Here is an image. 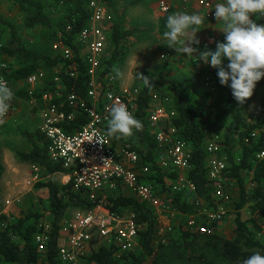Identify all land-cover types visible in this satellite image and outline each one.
<instances>
[{
	"label": "trees",
	"instance_id": "16d2710c",
	"mask_svg": "<svg viewBox=\"0 0 264 264\" xmlns=\"http://www.w3.org/2000/svg\"><path fill=\"white\" fill-rule=\"evenodd\" d=\"M24 15L25 24L33 28L44 26L53 28L52 20L46 11V5L40 0H11ZM54 5H61L66 9L64 17L58 23V30L52 35L53 42L63 40L74 52V60L77 67H73L72 61L65 60L61 55L55 57L43 55L36 51L13 44L2 46L0 44V57L10 56L19 60V67L9 66L8 69H0V75L5 74L10 85L17 81L25 80L28 75L38 69L53 70L62 67L61 80L63 90H58L64 95L67 92L86 94L90 76L87 65L80 54V47L76 44L78 32L88 25L89 10L86 0H53ZM101 1L103 5H111V0ZM137 4L143 0H135ZM112 14V21L108 26V45L106 55L103 58L101 76L114 73L115 64L126 55L129 41L133 35L140 32L141 28H125L123 25V12L118 13L107 7ZM174 14L172 0L170 10L164 15L160 23V31H167L166 21L169 15ZM12 31L14 42H18L17 32L12 24L4 21ZM70 27V28H69ZM77 71L75 76L69 72ZM51 72L50 74H52ZM148 83L143 79L140 92L136 101L135 116L142 123V129L135 131L137 140L144 145H131L142 155L148 147L150 151L145 160H152L156 150L157 142L148 131L147 108L154 92L168 95L172 99V107L177 111L174 123L178 128L179 138L187 141L192 149L191 168L189 179L196 187V197L203 199L207 204L213 205L212 188L207 176L206 150L207 140L214 136L210 128L213 120H210L207 110L203 106H191L186 97L187 85L181 81L169 80L165 83L149 75ZM206 76V74H205ZM50 78V77H49ZM205 78V77H204ZM203 78V80H204ZM213 91L204 87L208 92H215L219 88L218 77ZM258 83L264 84V79ZM219 85V86H218ZM168 87L171 93H166ZM57 88L54 81L48 80L43 87H38L34 95H30L27 89L17 91L24 100L35 98L42 104L43 94L55 91ZM58 95V94H56ZM56 97V100H60ZM246 104V103H245ZM244 105V104H243ZM240 105L231 94L226 99V104H219L217 111L211 113L215 119L229 116L230 121L222 131V153L228 158V174L230 179L229 188L232 193L231 204L234 205L233 220L235 234L232 238H226L219 231L214 234H206L188 230L183 224H173V232H168L165 242L156 243L158 237V220L156 212L133 195L118 193L108 194L107 208L113 212L131 211L140 225L139 246L132 251H125L120 256L112 246L102 245L90 254V258L97 264H243V260L254 252L264 253V238L257 234L250 222L253 215L264 218V158H258L257 154L264 150V137L256 143H245V137L255 128L264 124V101L261 115L256 120L248 121ZM66 110H71L65 107ZM263 114V115H262ZM87 117L77 115L72 121L63 122L61 126L67 132L81 129L86 123ZM210 125V126H208ZM209 127V129H208ZM207 130V131H205ZM22 134L30 142V147L25 151H17L18 159L38 165L46 173L47 178L35 184L37 189L45 191L47 196L46 206L48 215L40 211H29L17 221H11L6 214L0 215V259L8 264H60L58 260L59 230L60 225L71 208H91L93 204L88 201L81 192H76L71 183H58L52 179L57 173H67L68 169L61 161L51 158L48 151V141L37 128L34 131L23 130ZM239 161H238V158ZM155 170V167L153 168ZM149 175L151 182L156 188L163 186V176L154 172ZM5 167L0 163V178L4 174ZM234 186V187H233ZM174 204L181 213L190 214L194 212L192 201H187L180 193L175 194ZM248 211L250 216L243 217V211ZM178 219L183 216L178 214ZM48 220L50 228L47 232L48 242L45 253H39L36 235L44 232L41 222ZM176 219V221L178 220ZM258 227V226H257ZM261 230V227H258ZM15 236L16 238H14ZM155 253L154 255H152ZM151 257V258H150Z\"/></svg>",
	"mask_w": 264,
	"mask_h": 264
},
{
	"label": "built area",
	"instance_id": "2783aa9c",
	"mask_svg": "<svg viewBox=\"0 0 264 264\" xmlns=\"http://www.w3.org/2000/svg\"><path fill=\"white\" fill-rule=\"evenodd\" d=\"M170 1L158 0L161 13H168ZM199 4L206 19L216 20L213 0H199ZM86 6L90 13L88 25L76 36V40L84 49V54L81 51L80 54L90 76L86 94L72 91L64 95L60 91L57 92L65 88L62 86L61 66L53 69L50 78L49 70L38 69L25 79L30 95H34L35 90L43 87L48 80L52 79L56 83L55 91L43 94L40 106L42 122L39 129L48 141L51 158L61 161L68 169L67 173H62L66 177L65 183H71L74 191L83 193L93 204L91 208L73 209L62 221L58 237L59 263L97 264L90 258V254L102 245L114 247L118 256L139 246L140 225L135 219V214L117 213L107 208V191L127 189L130 195L145 201L156 212L159 235L165 236L173 231L174 221L183 224L188 230L216 233L232 199L230 179L227 177L228 158L221 151L223 141L220 134H214L206 143L207 176L212 188V206L206 202H195L196 187L189 179L192 149L187 141L178 136V128L174 123L177 111L172 107V99L168 95L154 92L147 108L148 128L157 142L153 159L145 160L144 156L148 153L142 155L129 147L117 149L112 136L107 135V119L111 105L122 103L135 116L139 90H119L117 78L113 73L100 75L112 14L101 0H86ZM53 49L65 60L72 61L74 68L77 67L73 49L67 43L63 40L55 41ZM167 56L165 53L160 55L162 59ZM8 68L7 64L2 65V69ZM69 73L70 76H75L77 71ZM0 82L11 89L5 74L0 75ZM203 85L213 91L216 86L215 77L212 74L206 75ZM56 97H60V100H56ZM9 104V109L3 117L17 110L13 99ZM65 107L71 110H66ZM77 115H84L88 120L81 129L74 132L65 131L61 124L72 121ZM262 136L264 137V124L253 129L244 141L248 144L256 143ZM257 157L264 158V150L258 153ZM33 168L32 179L40 180L41 167L33 165ZM152 170L163 176V186L156 188L151 182L149 175ZM178 193L186 200L188 198L187 201H192L194 212L185 214L177 209L173 197ZM20 202V197L6 200L9 206ZM178 214L183 216L182 220L177 218ZM49 228L50 224L44 225V232L36 235L40 254L47 250ZM161 241L165 242L164 238Z\"/></svg>",
	"mask_w": 264,
	"mask_h": 264
},
{
	"label": "rangeland",
	"instance_id": "374dc122",
	"mask_svg": "<svg viewBox=\"0 0 264 264\" xmlns=\"http://www.w3.org/2000/svg\"><path fill=\"white\" fill-rule=\"evenodd\" d=\"M40 1L46 5V11L52 20L53 28L44 26L28 27L25 24L24 15L11 0H0V17L14 26L18 36V42H14L11 28L0 21V44L2 46H8L9 43L16 47L23 45L27 49L43 55L53 57L59 55L53 49L54 42L51 34L58 30V23L64 17L66 9L61 5H54L53 0ZM101 1L106 4L104 0ZM111 2L113 12H123V25L125 28L137 27L142 29L131 37L128 42L129 48L126 55L114 66L113 74L117 78L118 89H137L140 92L143 83L142 75H149L165 83H168L169 80L181 81L188 87L186 97L189 104L191 106L205 107L209 119L214 121L211 126H208L215 134H219L226 124L229 123L230 118L229 116H223L220 119H215L211 113H213V109L215 111L218 110L217 106L219 104H226V99L232 94L231 88L221 85L218 80L220 85H218V90L208 92L203 87V78L207 74L204 72L210 71L212 67L204 66V64H199L198 62L194 63L191 58H174V48L168 47L167 44H161L165 39L160 31V23L164 17L161 12L160 14L148 8V4L143 6V8L139 7L135 0H111ZM76 44L80 47L81 53L84 54V49L78 40H76ZM163 53L168 55L166 59L160 57ZM3 64L19 67L20 62L15 57L3 56L0 57V69H2ZM50 76L52 74L49 73ZM13 88L19 91L26 87L21 82H15ZM256 88L258 89H255V91L264 90V84L257 83ZM17 98L20 97L17 96ZM249 101H252V103L250 104ZM249 101L247 100L246 102L248 104L247 110L254 116L255 113L260 112L261 107L260 105L257 106V100L249 98ZM19 104H22L24 110L21 115L11 114L4 118L0 117V163L5 167L4 174L0 178V215L6 214L11 221H17L29 211H40L45 213V215L49 214L46 206L48 194L35 187L37 182L47 178L45 171L43 169L40 171V180H33V164L18 159L15 153L20 150L25 151L30 147V142L24 137L22 131H34L39 128V124H36L34 119V114H37V112L33 104L23 100ZM243 111L245 112V104L243 105ZM127 141L129 142V139ZM52 179L62 183V177L59 174L53 175ZM16 197L21 198L20 203H15L12 206L6 204L7 199ZM73 209L69 210V215ZM126 212L132 213L129 210H126ZM249 216V212L244 210L243 217L246 219ZM253 219L254 224L250 222L252 228L264 238V218L260 215H253ZM41 223L43 225L50 224L46 219ZM234 226L232 215V219L229 217L227 220L226 229L219 230V232L230 239L235 234ZM257 226L261 227V230ZM166 237L158 235L156 243L158 244L163 238L165 240ZM0 264L8 263L0 259Z\"/></svg>",
	"mask_w": 264,
	"mask_h": 264
},
{
	"label": "clouds",
	"instance_id": "9594fccd",
	"mask_svg": "<svg viewBox=\"0 0 264 264\" xmlns=\"http://www.w3.org/2000/svg\"><path fill=\"white\" fill-rule=\"evenodd\" d=\"M215 18L223 22L224 41L216 49L199 51L202 17L198 13L177 12L167 17L163 33L167 46L191 57L199 51V64L217 70L219 83L232 90L234 99L243 105L251 98L257 83L264 79V0H222L215 5ZM256 16L257 20L253 19ZM227 61V64H225ZM147 84L148 77L143 76ZM12 90L0 82V116L7 113ZM142 129V123L122 103H113L107 119V135L116 138L131 136ZM243 264H264V253L254 252Z\"/></svg>",
	"mask_w": 264,
	"mask_h": 264
},
{
	"label": "crops",
	"instance_id": "0c3cea01",
	"mask_svg": "<svg viewBox=\"0 0 264 264\" xmlns=\"http://www.w3.org/2000/svg\"><path fill=\"white\" fill-rule=\"evenodd\" d=\"M213 2H214V5H216V3L222 2V0H213ZM138 5H139V7H142V8H143V6L147 5L148 8H150V9L156 11V12H159V13L161 12L159 10V7H158V0H144L141 4H138ZM172 6L174 7V13L187 12V13H190V14L191 13H198V14L201 15L203 23L200 25V32L198 33V37L200 39V44L199 45H193V47H196L199 51H205V50H213L214 51L216 49L217 43L224 41V33L222 31V29L224 27L223 22H218L217 19L216 20H208V19H206L205 18V13H204L202 7L199 4V0H172ZM107 7L112 9L113 8L112 7V2H111V5H108ZM163 15H165V14H163ZM253 19L257 20L256 16H253ZM257 23L264 24V18L258 19ZM135 28H137V27H135ZM161 44H167L166 38L163 40V42ZM174 51H175L174 58H177V57H179V58H181V57L182 58H191V59H193L194 63H197V62L199 63V58L197 56V55H199V51L196 54H193L191 57L186 56L183 53H179L175 49H174ZM225 62H226L225 64H227V61H225ZM204 66H206V65H204ZM207 66H209V65H207ZM53 71L54 70H51V72H53ZM204 73H207L206 75L212 74L215 77V79L218 77L217 76V70L215 68H212L210 71L204 72ZM204 77H205V75H204ZM17 82H21L22 85L24 84V87L27 88V83L25 82V80H21V81H17ZM26 88H24V90H26ZM11 89H12V92H13V98L12 99L14 100V103L17 105V110L15 112H12L11 114H13V115H15V114L21 115L22 111H24V110L22 108V104L21 105L19 104L20 101L21 100H23L24 102L25 101L26 102L29 101L30 103L33 104L34 109H36L37 114L36 113L34 114V119L36 121V124L38 123L39 126H40V124L42 122L41 115H40V110H41L40 106H42V104H39L35 98H32L30 100H24L19 95H17V96H19L20 98H17V96H16V94H17L16 92L17 91L13 88V84L11 86ZM256 89H258V88H256ZM165 90H167L166 93H171V91L169 90L168 87H167V89L165 87ZM252 98L257 100L256 101L257 106L260 105V107H261L260 112L259 113H255V115L253 116V114L248 112V110H247L248 104H245L246 118H247L248 121H252L253 122L254 120L257 119V117H259V115H261L262 104H263V101H264V90L262 89L261 91H254V94H253V96L250 99L252 100ZM248 101H249V99H248ZM249 103L251 104L252 101H249ZM0 117L4 118L3 116H0ZM148 131H149V128H148ZM112 139H113L115 147H117V149H121L122 147H129L131 145H140L141 147H144V145H142V143H140L137 140V134H136L135 130H134L132 136L120 137V138H116V137L112 136ZM127 139H129V142L127 141ZM132 149H134V148H132ZM149 152L150 151L148 150V147H146L145 153H149ZM41 171H42V169H41ZM57 174L61 175L62 183L65 184V178L66 177L64 176V174H62V173H57ZM54 175H56V174H54ZM121 191L124 192L125 194L126 193L129 194L127 189H123V190L121 189V190H116V191H111V192L107 191V192L109 194H111V193L118 194V193H121ZM195 199H196L195 202H199V203L200 202H205L201 198H197L196 197ZM233 212H234L233 205L232 204L228 205L227 206V214H226L224 220L219 224V229L218 230H225L226 229L227 220L229 219V217H231V219H232Z\"/></svg>",
	"mask_w": 264,
	"mask_h": 264
}]
</instances>
